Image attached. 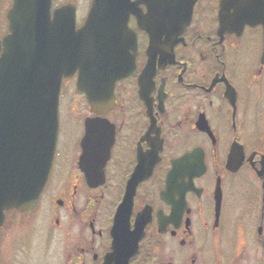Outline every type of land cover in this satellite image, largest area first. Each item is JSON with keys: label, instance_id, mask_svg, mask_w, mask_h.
Listing matches in <instances>:
<instances>
[{"label": "flooded vegetation", "instance_id": "1", "mask_svg": "<svg viewBox=\"0 0 264 264\" xmlns=\"http://www.w3.org/2000/svg\"><path fill=\"white\" fill-rule=\"evenodd\" d=\"M219 2L197 0L155 55L130 16L133 72L111 111L59 126L35 208L4 215L0 264L11 239L19 264H264V0H238L225 31Z\"/></svg>", "mask_w": 264, "mask_h": 264}, {"label": "water", "instance_id": "2", "mask_svg": "<svg viewBox=\"0 0 264 264\" xmlns=\"http://www.w3.org/2000/svg\"><path fill=\"white\" fill-rule=\"evenodd\" d=\"M195 1L92 0L77 29L73 4L51 16L52 0H13L7 14L9 34L0 40V228L4 212L33 209L47 180L61 79L77 72V92L85 95L92 111L107 112L113 107L115 82L134 69L130 16L148 34L150 55L166 48L171 52ZM231 9L238 15V0H220L222 31L244 23L230 19Z\"/></svg>", "mask_w": 264, "mask_h": 264}, {"label": "rangeland", "instance_id": "3", "mask_svg": "<svg viewBox=\"0 0 264 264\" xmlns=\"http://www.w3.org/2000/svg\"><path fill=\"white\" fill-rule=\"evenodd\" d=\"M11 0H0V32L3 33L6 31V20H5V15L6 12L9 8ZM74 3L76 4L77 11H76V22L77 26H80L86 17V14L88 12L90 2L91 0H53L52 1V7H58L60 5L66 4V3ZM65 85H62L61 93L62 98L60 99L59 103V123L60 125H66L69 124L71 120L77 119V115H81V112H88V106L86 104V101L82 95H79L75 92V81L73 80H68L67 82L63 83ZM51 194L46 193L42 200L46 201L47 199L51 198ZM112 201V197L108 196L105 198V207L107 208ZM110 205V206H111ZM43 220V219H42ZM39 228L36 229V233H34L35 237L40 236L39 235ZM13 239L7 243V246L11 247V252H9V259L11 260L10 264H19L20 260V254L19 251L17 252V244L12 243ZM35 247V252L38 254L41 251L39 250L38 246ZM46 257V256H45ZM43 257V259H45Z\"/></svg>", "mask_w": 264, "mask_h": 264}]
</instances>
